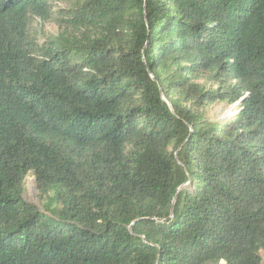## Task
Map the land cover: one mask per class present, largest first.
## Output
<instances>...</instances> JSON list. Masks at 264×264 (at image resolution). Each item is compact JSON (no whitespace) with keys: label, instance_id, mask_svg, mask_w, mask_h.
I'll return each mask as SVG.
<instances>
[{"label":"trees","instance_id":"trees-1","mask_svg":"<svg viewBox=\"0 0 264 264\" xmlns=\"http://www.w3.org/2000/svg\"><path fill=\"white\" fill-rule=\"evenodd\" d=\"M0 264H264V0H0Z\"/></svg>","mask_w":264,"mask_h":264},{"label":"rangeland","instance_id":"rangeland-1","mask_svg":"<svg viewBox=\"0 0 264 264\" xmlns=\"http://www.w3.org/2000/svg\"><path fill=\"white\" fill-rule=\"evenodd\" d=\"M34 27L38 30L41 42L46 37L55 36L58 33V28L52 23H35ZM206 86L207 89L215 88V84L210 82L207 77L198 81ZM235 105H229L226 102L215 103L206 108V115L214 120L223 117H229L235 114ZM26 199L38 203V193L36 189V179L33 174H30L26 179Z\"/></svg>","mask_w":264,"mask_h":264}]
</instances>
